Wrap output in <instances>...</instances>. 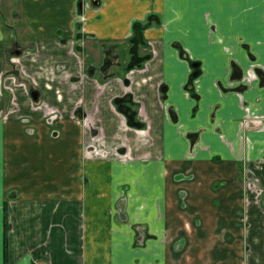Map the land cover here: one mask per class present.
Segmentation results:
<instances>
[{
    "label": "crops",
    "instance_id": "0c3cea01",
    "mask_svg": "<svg viewBox=\"0 0 264 264\" xmlns=\"http://www.w3.org/2000/svg\"><path fill=\"white\" fill-rule=\"evenodd\" d=\"M263 114L264 0H0V264H264Z\"/></svg>",
    "mask_w": 264,
    "mask_h": 264
},
{
    "label": "trees",
    "instance_id": "16d2710c",
    "mask_svg": "<svg viewBox=\"0 0 264 264\" xmlns=\"http://www.w3.org/2000/svg\"><path fill=\"white\" fill-rule=\"evenodd\" d=\"M133 26H134L133 27L134 28L133 29V35H132L130 40H131V43H132V50L135 51L136 53H138V48L141 45H146V40L143 37V27H142V25L137 23V24H134ZM150 57H151V55L147 54L146 56H143L141 58H142V61H146ZM133 64H134V62H133ZM131 100L132 99L128 100L126 97H122V98H118V100L114 101V104H115L116 108L118 110H120L121 112H123L125 114V116H127V119L129 118L128 114L133 113L135 116L137 114V111L134 109V106H132L130 104ZM128 122H129V125L133 126V127H140L141 128V127L145 126V124L143 122L139 121L137 119V117L134 118V121L128 119Z\"/></svg>",
    "mask_w": 264,
    "mask_h": 264
},
{
    "label": "rangeland",
    "instance_id": "374dc122",
    "mask_svg": "<svg viewBox=\"0 0 264 264\" xmlns=\"http://www.w3.org/2000/svg\"><path fill=\"white\" fill-rule=\"evenodd\" d=\"M12 51V50H11ZM10 51V54H9V57H8V62H9V67L11 68V69H14L15 70V72L13 73V74H17V71L16 70H19L20 68H19V64L20 63H18L19 62V59L17 58L18 56H16L15 54H14V50L11 52ZM147 53V52H146ZM12 55H14V56H12ZM148 60V59H147ZM146 60V61H147ZM146 61H140V62H138L139 64V66L138 67H142V63H145ZM12 63V64H11ZM134 64H132L131 65V68H129V70L130 69H132L134 66H133ZM145 65V64H144ZM256 65V67H254ZM251 66H253L254 67V72L252 71V70H248V71H246L244 74H243V76H241L240 78H239V82H240V85H239V87H242V86H252V84H253V80H254V75H255V72H256V68H259L260 66H261V64L260 63H258V62H252V65ZM236 71V70H235ZM19 72H20V70H19ZM253 75V76H252ZM255 77H256V75H255ZM125 80H126V78H124ZM240 92V91H239ZM244 96V95H243ZM262 117H264V114H263V116ZM256 120H258L255 124H256V126L257 127H259V125L257 124L258 122H261V121H259V120H261L259 117L258 118H256ZM264 125V124H263ZM256 127V128H257ZM199 145H200V143H199ZM201 146V145H200ZM202 148H206L207 146H201ZM245 175H247V174H245ZM263 195V194H262ZM244 219H246V218H244ZM243 219V220H244ZM246 222H247V225H248V217H247V220H246ZM246 222H245V224H246Z\"/></svg>",
    "mask_w": 264,
    "mask_h": 264
},
{
    "label": "flooded vegetation",
    "instance_id": "af4514ba",
    "mask_svg": "<svg viewBox=\"0 0 264 264\" xmlns=\"http://www.w3.org/2000/svg\"><path fill=\"white\" fill-rule=\"evenodd\" d=\"M141 25V24H140ZM76 45V44H75ZM195 74L196 75H198V73L197 72H195ZM132 95L131 94H128V95H126L125 97L129 100V99H132V97H131ZM134 109L135 110H137V112H138V106H137V108H136V105L134 106ZM264 121V120H263ZM145 124V123H144ZM134 128H138V129H145V128H147V125L145 124V126L144 127H134ZM263 127L261 126V125H259V127H257V129H262ZM249 132V131H248ZM248 132H247V135H248ZM192 152H195V145H194V149H193V151ZM245 166H244V169H245V167H246V164H244ZM247 165H249V162L247 163ZM247 167H249V166H247ZM246 173H244V177H243V180H244V183H246L245 184V186H246V189H253L252 187H257L258 189H259V187L261 188V183L258 181V179L255 177V176H249L248 174L247 175H245Z\"/></svg>",
    "mask_w": 264,
    "mask_h": 264
},
{
    "label": "water",
    "instance_id": "95a60500",
    "mask_svg": "<svg viewBox=\"0 0 264 264\" xmlns=\"http://www.w3.org/2000/svg\"><path fill=\"white\" fill-rule=\"evenodd\" d=\"M96 3H98V2H96Z\"/></svg>",
    "mask_w": 264,
    "mask_h": 264
}]
</instances>
